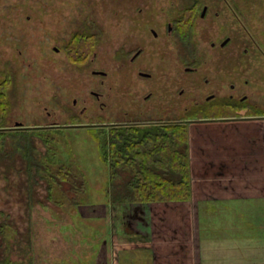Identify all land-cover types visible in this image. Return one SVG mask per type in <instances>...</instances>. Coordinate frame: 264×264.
Returning <instances> with one entry per match:
<instances>
[{
	"label": "rangeland",
	"instance_id": "1",
	"mask_svg": "<svg viewBox=\"0 0 264 264\" xmlns=\"http://www.w3.org/2000/svg\"><path fill=\"white\" fill-rule=\"evenodd\" d=\"M161 1L167 13L170 5L178 9L191 3ZM227 1L238 17L233 18L230 8L231 41L223 59H219L221 50L215 49L197 73H186L179 65L175 76L166 65L150 79H142L114 69L113 51L120 45L114 44L116 33L127 40L134 33L149 41L145 30L122 29L129 16L137 23L141 20L148 0H0V81L9 79L5 93L10 102L6 134L0 137V224L7 226L0 232V259L7 257L16 264H95L99 241L105 239L110 245L111 230L119 227V213L114 214L108 197L111 181L123 184L132 174L129 168L119 169L111 177L103 147L111 124L194 121L197 118L189 116L191 98L203 100L210 93L216 97L203 103L197 110L200 115L233 113L235 109L226 101L229 93L235 98L245 94V101L264 108V0ZM201 2L209 3L210 13L223 3ZM136 8L142 9L138 16ZM93 19L101 22L98 59L85 71L74 69L63 46L71 30L92 24ZM197 22L192 36L206 50L211 35H223L218 32L221 18L209 14ZM91 67L107 75L92 74ZM172 84L174 92L184 86L183 102L164 106L161 103L169 98ZM143 85L162 106L142 98L148 91ZM91 90L101 93L97 101ZM100 102L105 107L99 108ZM83 106L85 113L80 115ZM245 114V109L239 111L240 116ZM51 125L60 127L43 132ZM48 162L66 165L70 176L53 184L52 199L44 171ZM105 202L107 208L99 204L97 214L88 208ZM109 248L108 264L154 263L149 249L121 250L117 258Z\"/></svg>",
	"mask_w": 264,
	"mask_h": 264
},
{
	"label": "crops",
	"instance_id": "2",
	"mask_svg": "<svg viewBox=\"0 0 264 264\" xmlns=\"http://www.w3.org/2000/svg\"><path fill=\"white\" fill-rule=\"evenodd\" d=\"M201 120L188 123L190 199L109 201L119 227L95 264H108V247L117 258L149 249L153 264H264V115Z\"/></svg>",
	"mask_w": 264,
	"mask_h": 264
},
{
	"label": "trees",
	"instance_id": "3",
	"mask_svg": "<svg viewBox=\"0 0 264 264\" xmlns=\"http://www.w3.org/2000/svg\"><path fill=\"white\" fill-rule=\"evenodd\" d=\"M190 26H182V37L188 40L191 36ZM87 44L80 35H76L69 43L68 52L71 61L84 62L88 58ZM8 77L0 81V137L6 134L5 122L10 102L5 89ZM226 116H204L192 110L189 116L197 119H224L239 117V111L246 110L247 116H263L264 108L244 102ZM74 118V117H73ZM189 121L175 120L151 123L144 126L111 124L104 136L105 159L108 160L111 177L118 175L119 169H130L132 174L123 184L115 185L111 181L112 204L128 202H157L188 200L191 197V176L188 152ZM53 127L44 130L50 131ZM20 129V128H19ZM24 131V130H23ZM26 131V130H25ZM49 198L52 199V186L57 180H66L69 176L68 167L55 162L47 163ZM7 228L0 224V232ZM0 264H16L5 257Z\"/></svg>",
	"mask_w": 264,
	"mask_h": 264
},
{
	"label": "flooded vegetation",
	"instance_id": "4",
	"mask_svg": "<svg viewBox=\"0 0 264 264\" xmlns=\"http://www.w3.org/2000/svg\"><path fill=\"white\" fill-rule=\"evenodd\" d=\"M201 1L202 0H190V4L183 3L182 6L178 9L173 5H170V13H167L165 7L163 5L161 6V0H148L149 7L147 9V12L143 16H140L141 20L137 23L136 19L129 16L122 29L128 33L140 30L144 32L145 30L149 35L147 36V38L149 37V41H143L134 33L132 35V40H127V38L124 39L122 35H118L116 33L115 37L117 38V40L114 41V44L115 46L117 44L120 45L116 46L113 51L114 64H116L113 68L117 71L120 70L122 73L125 74H135L138 78L150 79L156 72L161 70L163 67L166 68V65H168V71H170L175 76L179 75V65L186 73H197L198 71L202 70L201 65L207 64L211 57H213L212 54L215 49L221 50V57L219 59H223L224 48L231 41L230 35L228 33L230 8L234 13L233 18H237L238 15H236L234 11L235 9L231 7L230 2L227 0H221L223 2L222 5L218 4V7L212 13H210L211 7L209 3H203ZM162 3L164 4V2ZM141 12L142 9L136 8V15H140ZM209 14L211 15V17H215V19L221 18V25L218 32L223 33V35H211L209 39H207V49L203 50L200 47V44H198L192 36V27L193 25L195 26V23H198L197 20H206ZM167 17H171V19L167 20ZM93 20L94 21L92 22V24L85 23L77 27L76 29L71 30L69 33L68 40L63 46L62 51L65 54L68 63L72 67H74V69L85 71L87 67L89 68L90 65L98 59V48L100 45L99 43H101L102 33L100 28L101 22L98 23L96 19ZM184 25H189V28L191 30L190 38L185 41L182 37L181 30L182 26ZM76 35H80V38L87 43L85 45L89 50L87 60L80 63L71 61L68 52L69 43ZM54 50L56 52L61 51V49L57 46H54ZM257 51L260 52L261 50ZM140 60H142V62ZM89 70H91V73L95 75H107L106 71L98 68L91 67ZM100 83L102 84L103 81H101ZM178 83H180V79ZM173 85L174 84H172L170 87L169 98L164 100V103L160 102L164 106H179V104H181L182 100L180 97L184 93V86L180 87L178 91H176V93L174 92L175 89L172 88ZM231 87L234 88V86ZM144 88L148 89V91L143 94L142 98L145 101L151 100L153 102L152 106L161 105L158 101H155V98L152 93L153 91L146 86ZM91 93L94 94L95 100L99 99V97L101 96V93L96 92L94 90H91ZM227 96L229 98L226 101L230 103V105L235 109V111H238L237 107L240 104L247 102L245 101V94L239 96L238 98H235V96L231 93H229ZM215 97L216 95H214L213 93L204 94L203 100H198L195 99V97H192L191 101L193 102V109H191V111L199 110L200 107L203 106V103L213 100L215 99ZM73 103L75 104L76 100H74ZM99 106V108H103L105 107V104L100 102ZM84 111L85 106L81 108L80 115L84 114ZM128 122L136 121H117L116 124ZM137 122L142 123L144 121Z\"/></svg>",
	"mask_w": 264,
	"mask_h": 264
},
{
	"label": "water",
	"instance_id": "5",
	"mask_svg": "<svg viewBox=\"0 0 264 264\" xmlns=\"http://www.w3.org/2000/svg\"><path fill=\"white\" fill-rule=\"evenodd\" d=\"M227 41V40H226Z\"/></svg>",
	"mask_w": 264,
	"mask_h": 264
}]
</instances>
